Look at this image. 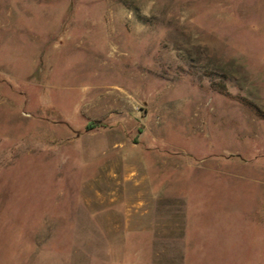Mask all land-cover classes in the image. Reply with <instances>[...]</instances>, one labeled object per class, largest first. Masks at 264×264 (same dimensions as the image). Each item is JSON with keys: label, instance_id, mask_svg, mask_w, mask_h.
Returning a JSON list of instances; mask_svg holds the SVG:
<instances>
[{"label": "rangeland", "instance_id": "1", "mask_svg": "<svg viewBox=\"0 0 264 264\" xmlns=\"http://www.w3.org/2000/svg\"><path fill=\"white\" fill-rule=\"evenodd\" d=\"M0 264H264V0H0Z\"/></svg>", "mask_w": 264, "mask_h": 264}]
</instances>
